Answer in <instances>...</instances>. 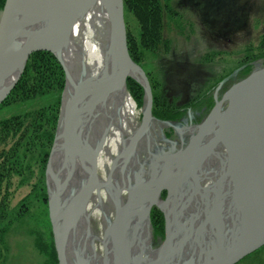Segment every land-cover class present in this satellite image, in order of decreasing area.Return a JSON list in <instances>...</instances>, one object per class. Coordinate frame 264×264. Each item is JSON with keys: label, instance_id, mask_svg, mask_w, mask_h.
Here are the masks:
<instances>
[{"label": "water", "instance_id": "1", "mask_svg": "<svg viewBox=\"0 0 264 264\" xmlns=\"http://www.w3.org/2000/svg\"><path fill=\"white\" fill-rule=\"evenodd\" d=\"M93 1L5 0L0 14V102L15 87L33 52L53 53L62 64L67 81L68 73L59 56L70 41L74 26ZM107 6L112 28L110 39L115 41L119 61L81 85L76 82L66 97L61 94L53 142L54 146L58 139L62 149H70L69 154L74 158L82 156L88 173L80 179L79 189L65 201L59 192L58 176L54 175L48 182L53 146L45 168L48 216L58 264H72L67 257L66 241L93 191L107 190L110 186V182L99 180L98 148L91 147L77 127V121L115 84L124 82L131 70L138 73L139 78L132 79L138 81L145 92L142 120L134 140L147 127L144 121H151L170 146L168 149L165 145L153 146L154 159L149 169L141 166L134 172L133 179L128 177L131 179L128 184L113 189L110 200L113 216L106 220L100 239L103 246H111L113 258L104 255L99 262L87 261V264L238 263L264 246V62L254 64L256 66L245 77L228 86L219 98L215 97L214 105L199 123L180 125L179 142L164 139L161 127L169 123L151 113L150 83L127 49L123 0H110ZM94 87L98 88L97 95L93 101L87 100L85 93ZM60 129L63 139L62 132L57 136ZM216 145H220L221 150L226 148L227 156L221 160L228 168L226 177L220 181L221 187L213 197H208L204 203L205 210H200L197 225L190 217L182 223L177 219L179 214L174 217L173 208L182 200L186 186L196 181V169L203 168L205 152ZM130 154L118 155L117 162L129 159ZM221 156L220 153L216 159L220 160ZM121 189L126 190L125 196H121ZM163 190L166 191L164 198L161 197ZM153 206L162 211L165 221V237L158 245L153 243L151 233ZM148 237L151 242L145 246L143 242Z\"/></svg>", "mask_w": 264, "mask_h": 264}, {"label": "rangeland", "instance_id": "2", "mask_svg": "<svg viewBox=\"0 0 264 264\" xmlns=\"http://www.w3.org/2000/svg\"><path fill=\"white\" fill-rule=\"evenodd\" d=\"M161 3L165 5L164 0ZM168 3L171 12H162V36L168 40V50L161 46L157 51L144 52L140 56L141 61L133 60L144 70L150 83L151 113L158 120L169 123L161 127L164 139L179 142L180 125L199 123L214 105L215 97L219 98L228 86L241 79L246 68L251 70L256 66L254 64L264 62V57L260 56L264 51L259 43L264 36V0H168ZM123 16L125 27L127 23L137 34L139 26L135 17L125 8ZM59 64L64 73L62 64ZM65 74L61 91L53 88L28 100L18 99L5 104L10 91L0 102V121L9 117L14 121L21 119L29 129L27 138L35 140L28 146L29 140L25 139V146H21L19 134L4 139L0 133V161L3 159L2 151L11 147H17L19 151L13 164L15 170L6 174L0 183V264H51L47 253L38 248V240L48 242L52 237L45 168L57 130L61 94L66 85ZM235 76L238 78L233 81ZM216 89H220L221 93L213 98ZM142 92L141 104H135L137 119L143 115V87ZM203 102L206 104L204 114L194 122L185 110L191 107L193 111ZM56 104L58 113L51 142L48 135L43 134L50 129L47 118L42 121L41 136L35 137L31 130L40 126V121L34 122L37 111ZM158 114L166 117H159ZM39 138L41 140L36 144ZM160 143L165 145V149L170 146L163 141V137ZM155 208L160 211L156 206L150 211ZM162 219L161 234L154 231L150 221L152 240L156 245L165 237L163 213ZM3 228L6 229L2 231ZM237 264H264V247Z\"/></svg>", "mask_w": 264, "mask_h": 264}, {"label": "bare ground", "instance_id": "3", "mask_svg": "<svg viewBox=\"0 0 264 264\" xmlns=\"http://www.w3.org/2000/svg\"><path fill=\"white\" fill-rule=\"evenodd\" d=\"M109 1L94 0L92 2L90 8L74 26L70 41L59 56L68 73L66 86L62 92L64 97L72 92V86L76 82L81 85L93 77L94 73L100 75L102 71L112 68L119 61L117 59L119 53L114 46L115 41L110 39L112 28L107 6ZM127 78L138 79L139 75L131 70ZM97 92V87L89 89L85 97L93 101ZM135 104L125 80L115 84L95 104L94 108L77 121V127L83 132L84 138L91 147L98 148L99 180L110 182V186L107 188L108 191L106 189L93 191L82 216L75 223L76 226L66 241L67 257L69 256L72 264H87V261L99 262L104 255L112 260L111 246L108 245L109 248L103 246L100 239L103 237L106 220H110L113 216V206L110 202L113 189L128 184L131 181L129 178L133 179L134 172L141 169V166L149 169L148 166L154 159L153 146L160 148L162 145L159 127L151 121H148L149 123L144 121V124H148L147 127L139 134V138L134 140V133L142 120L137 119ZM61 132L62 129L57 136H60ZM130 144L133 145L130 146ZM60 145L61 142L57 139L49 159L48 182L52 181L54 175L58 176L59 192L62 199L66 201L69 195L79 189L80 179H84L88 172L85 170L86 164L82 156L74 158L69 154L70 149L63 150ZM220 150V145H216L205 152L203 168L196 169V181L186 186L182 200L173 208L174 217L176 213L179 214L178 221L186 223L190 217L197 225L199 212L204 209V203L221 187L220 181L225 179L228 168L224 162H221L227 156L226 148ZM128 152H131L129 159L123 161L119 159L117 162L118 155ZM220 153L221 159L217 160ZM62 176L64 180L61 179ZM121 191H123L121 196H125L126 190L121 189ZM162 194L163 192L161 197L164 198L165 193L163 196ZM189 228L190 226L187 225L185 229ZM144 232L145 229L142 231V236ZM149 242H151L150 237L143 243L147 246ZM135 248L137 249V245Z\"/></svg>", "mask_w": 264, "mask_h": 264}, {"label": "trees", "instance_id": "4", "mask_svg": "<svg viewBox=\"0 0 264 264\" xmlns=\"http://www.w3.org/2000/svg\"><path fill=\"white\" fill-rule=\"evenodd\" d=\"M161 1L162 0H123L125 10L135 17L137 26H139L138 33L134 34V32L131 31L130 27H128L126 23L127 49L129 50L131 58L135 61H141L140 56L142 57L143 53L146 51H157V49L161 48V46L164 47L165 50H168V40L164 39L162 36V12L163 10L171 12V10L168 0H164L165 5H163ZM4 2L5 0H0L1 8L3 7ZM259 43L260 49L264 51V36L261 37ZM261 54L262 55L260 56L264 57V52ZM249 71L250 67L246 68L245 71H243V75L241 77H245V74H247ZM21 75L22 76L15 84V87L7 96V99L4 102L5 104L8 101L10 102L18 99L28 100L39 93L50 91L53 88H55L56 91H61L64 86V73L62 72L61 65L57 62L53 53L49 51L47 52L40 50L38 52H33L27 59L26 67ZM126 81L128 91L131 93L134 102L137 103V105H140L143 94L141 85L132 78H127ZM37 113V115L34 117V122L40 121V126H35L31 131L35 137L41 136L42 131L40 134V129L42 128V121L47 118L46 121L50 129L49 132L43 131V134H47L49 142H51L54 129L53 127L57 120L58 106L56 104L51 106L49 109L38 110ZM154 113L156 112L154 111ZM158 116L166 117L162 114H158ZM36 117H38L39 120ZM27 132H29V129L23 125V121L21 119H19V121H14V119L9 117L8 119L0 121V133L3 135V138L5 139L9 135L19 134L18 141L19 143L22 142V144H20L21 146H25L26 144L24 140L28 139L26 135ZM30 140L26 145L29 146L31 143H35V140ZM38 140L41 139H37L36 144L38 143ZM19 143H17L16 146ZM42 145H44L43 140ZM18 147L20 148V146ZM2 153L3 159L0 161V183L4 180L6 174H10V172L15 170L13 164H15V161L18 159L19 151L17 147H11L7 151H2ZM164 193L165 191H163L162 196ZM3 203L4 202L2 201L1 205ZM162 220V213L156 208L153 209L150 214V221L153 222L154 231L156 233H162ZM5 229L6 228H3L2 231ZM263 247L264 246L256 249L253 251V253L259 251V249ZM38 248L41 249L42 252L47 253L51 264H58L52 237L48 242H44L43 240L41 241V239H39ZM253 253L245 256L244 258L253 255Z\"/></svg>", "mask_w": 264, "mask_h": 264}, {"label": "flooded vegetation", "instance_id": "5", "mask_svg": "<svg viewBox=\"0 0 264 264\" xmlns=\"http://www.w3.org/2000/svg\"><path fill=\"white\" fill-rule=\"evenodd\" d=\"M239 75V74H238ZM237 75V76H238ZM237 76H235V78L233 79V81L235 80V79H237L238 77ZM218 92H220V89H216V90H214V92H213V98L215 97V95H217V93ZM221 93V92H220ZM219 93V94H220ZM215 101V100H214ZM206 108V104L203 102V104H202V106H200L199 108H197V107H195V109L192 111V109H191V107H189V109L191 110H189L188 109V111L187 110H185L186 112V114H187V116H189V117H191V120H193L194 122H196V121H199L200 120V118L203 116V114H204V109ZM190 112H192V114H190ZM198 119V120H197Z\"/></svg>", "mask_w": 264, "mask_h": 264}, {"label": "clouds", "instance_id": "6", "mask_svg": "<svg viewBox=\"0 0 264 264\" xmlns=\"http://www.w3.org/2000/svg\"><path fill=\"white\" fill-rule=\"evenodd\" d=\"M96 75H98V73H94V77H95Z\"/></svg>", "mask_w": 264, "mask_h": 264}]
</instances>
